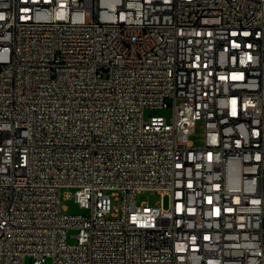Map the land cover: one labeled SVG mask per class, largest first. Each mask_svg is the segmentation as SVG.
<instances>
[{
	"label": "built area",
	"instance_id": "1",
	"mask_svg": "<svg viewBox=\"0 0 264 264\" xmlns=\"http://www.w3.org/2000/svg\"><path fill=\"white\" fill-rule=\"evenodd\" d=\"M26 257L264 264V0H0V264Z\"/></svg>",
	"mask_w": 264,
	"mask_h": 264
},
{
	"label": "rangeland",
	"instance_id": "2",
	"mask_svg": "<svg viewBox=\"0 0 264 264\" xmlns=\"http://www.w3.org/2000/svg\"><path fill=\"white\" fill-rule=\"evenodd\" d=\"M172 108L170 107H146L144 109V119L148 120L149 117L151 116H163L165 117L168 121L171 120L172 118ZM192 143L197 146V145H202L203 144V139H204V121L199 120L196 124V130L195 132L191 133L188 137ZM68 191L70 193V197L66 198L64 196V193ZM74 193V188H64L62 190V198H61V206L62 208H65V212L69 214H77V213H87L85 209L81 208L76 201L74 200L73 197ZM159 201V195L155 192L152 191H143L140 193L137 197V202H148L150 205L155 204L156 202ZM168 203V198H164V205H167ZM118 204V203H115ZM76 234V229L71 228L68 229L67 232V241L69 243H74L75 237L73 236ZM31 259L30 257H26L24 264H30ZM45 264H51L50 259L47 260Z\"/></svg>",
	"mask_w": 264,
	"mask_h": 264
}]
</instances>
